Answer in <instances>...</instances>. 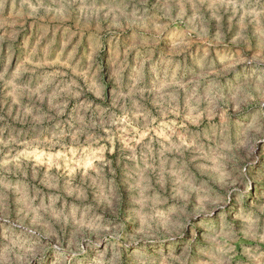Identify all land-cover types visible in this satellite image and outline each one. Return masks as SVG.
Masks as SVG:
<instances>
[{"label": "clouds", "instance_id": "9594fccd", "mask_svg": "<svg viewBox=\"0 0 264 264\" xmlns=\"http://www.w3.org/2000/svg\"><path fill=\"white\" fill-rule=\"evenodd\" d=\"M0 264H264V0H0Z\"/></svg>", "mask_w": 264, "mask_h": 264}]
</instances>
